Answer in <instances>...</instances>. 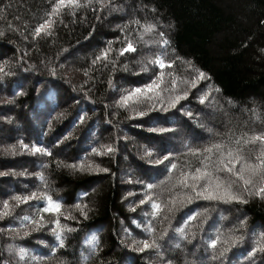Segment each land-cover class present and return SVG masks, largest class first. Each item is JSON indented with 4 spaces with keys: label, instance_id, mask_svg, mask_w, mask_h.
<instances>
[{
    "label": "trees",
    "instance_id": "1",
    "mask_svg": "<svg viewBox=\"0 0 264 264\" xmlns=\"http://www.w3.org/2000/svg\"><path fill=\"white\" fill-rule=\"evenodd\" d=\"M56 4L0 0V172L6 173L0 176V207L4 200L11 207V214L0 219V264H162L155 250H134V241L150 238L149 222L163 264H264V252L247 255L264 232V198L181 204L177 194L182 189L173 187L182 169L200 166L185 145L202 148L229 136L264 132V0H92L74 9L60 6L49 16ZM45 21L50 27L35 35ZM143 25L155 30L140 39ZM126 39L136 51L119 55ZM161 39L167 46H160ZM104 50L108 59L96 60ZM161 53L172 62L163 69L161 88L170 87L175 77L178 88H187V98L175 107H150L156 99L121 107L122 96L161 72L148 63ZM199 72L205 75L195 87L180 83ZM34 146L51 155L34 152ZM108 146L114 151L107 152ZM255 149L247 145L243 150L254 155ZM173 162L177 168L169 172ZM31 192L38 198L19 205L11 199ZM42 192L61 202L63 215L39 210ZM145 195L161 203L175 196L177 203L153 220L150 201L139 203ZM76 204L87 206L86 218ZM193 210L199 216L185 223ZM24 216H43L44 226L21 227ZM57 218L74 230L65 231L64 247L53 253ZM178 228L185 230V239ZM93 234L99 240L94 254ZM217 235L221 243L208 247ZM232 235L243 239L235 245L223 242ZM9 245L28 249L29 257L19 260Z\"/></svg>",
    "mask_w": 264,
    "mask_h": 264
},
{
    "label": "snow or ice",
    "instance_id": "2",
    "mask_svg": "<svg viewBox=\"0 0 264 264\" xmlns=\"http://www.w3.org/2000/svg\"><path fill=\"white\" fill-rule=\"evenodd\" d=\"M92 0H84L82 5L80 0H57L56 6L53 8V12L49 13V16L58 11L60 6H66L69 8H79L82 6H87L91 3ZM97 3H102V0H97ZM133 23L140 25L139 20L133 21ZM46 27H50L48 21H45L44 24L39 25L35 28V35H39ZM127 27V25L125 26ZM143 32L139 35L140 39H143L144 34H149L155 30L154 25H143ZM2 34V33H0ZM48 34V33H45ZM160 36L163 37V33H160ZM161 47L167 46V40L161 39L159 41ZM136 47L133 41L127 40L124 44V47L119 49V55H124V53L135 52ZM164 53L159 55L154 54V59L148 61L149 64H154L161 72H159L155 78L151 79L149 83L145 84L143 87L134 88L132 91L128 92L126 95L122 96L120 101L117 103L121 107H127L129 102H138L140 99L152 100L156 99V104L150 105V107H157L159 105H167L168 107H175L182 99H186L188 96L187 88H178L177 79L172 77L170 80V87L161 88V85L165 83L163 69L171 68L172 62L167 61L163 58ZM101 58L108 59V50L101 52L100 56L96 57V60ZM95 63V61H93ZM147 71L145 67L143 69ZM0 72H3V69L0 68ZM54 74V70H53ZM87 74V73H85ZM204 73L199 72L196 77H193L191 81L181 80L180 83L187 85L188 87H195L196 82L199 79L204 78ZM109 83H111L109 81ZM167 91L169 95L167 97L162 96L161 92ZM151 94V95H148ZM206 96L202 95L199 98V102L203 104L205 102ZM167 110V107L164 108ZM137 115H144V111H138ZM191 115V113H187ZM79 119L83 121L84 117L80 116ZM155 131H165V129H154ZM247 145L256 146L254 155H245L244 147ZM27 148V145H24ZM188 149V153L192 156L199 158V167L194 169L190 165L186 166V169H182L179 172V175L176 178L175 186H179L182 191L178 193L181 197L180 203L185 202L190 203L192 200H205L210 203H245V195H256L258 197L264 198V132H253L252 134H243L242 136L231 137L227 140H219L215 142H210L202 148H193L190 145H185ZM34 152H41L45 155H51L47 149H43L39 146H34L32 149ZM93 151H97L93 149ZM107 152L114 151V148L108 146L106 148ZM146 155H151V152H147ZM163 159H168V156L163 157ZM160 160H157L156 163H160ZM47 165H44L46 167ZM238 166V167H237ZM68 167H73L81 171L84 170L82 165H68ZM89 170H92V166H88ZM177 168L176 163H171L168 167V171L171 172L173 169ZM101 171L107 172V169H100ZM223 173V175H221ZM6 173L0 172V176L5 175ZM38 178L41 180L42 184L46 185L45 178L42 173H38ZM153 184H148L147 188L149 190L153 189ZM187 189V191H183ZM37 193L31 192L27 195H15L11 197L12 200L17 202V205L21 203H27L29 200L37 199ZM39 199L43 201V205L39 209L41 212L54 213L57 216L63 215L61 212V202L59 200H53V198L48 195L46 192H42L39 196ZM150 201L151 216L153 220L161 216L163 210L167 208L169 212L173 210L169 205L175 206L177 203L176 197L174 196L167 203L157 202L152 198L151 195H145L143 199L139 201L140 204H144L145 201ZM74 207L79 208L82 216H87L84 212L83 207L80 204L74 205ZM11 214V207L8 200L3 201L2 207H0V219L4 216ZM148 213H146L147 215ZM200 213L193 210L186 218L185 223L196 219ZM68 219L67 216L64 217ZM27 222L25 224L24 222ZM43 216L38 217H29L24 216L21 218V227H27L28 224L33 225V230L39 227H43ZM55 227L52 229L53 235L55 237L56 244L52 248V252L55 253L56 247L63 248L65 241V231L71 232L74 229L68 228L67 225L60 224L59 219L53 221ZM240 227L243 228L244 221L241 220ZM139 226V225H138ZM238 230V229H237ZM145 231L147 232L149 239H143L134 241V244L137 247L134 248L137 252H143L146 249H153L157 256L161 257L163 264V253L160 250V245L156 242L155 238H152V233L154 228L151 226V222L145 226ZM235 231V230H234ZM176 232L179 234L181 240L186 238L185 230L183 228L176 229ZM25 235L28 233L25 232ZM166 231L161 232V236L165 235ZM243 236L232 235L228 240L223 241L224 243L231 242L232 245H235L238 241L242 240ZM89 243L91 244V253L94 254L96 248L99 246V240L96 235L90 237ZM221 243V237L217 235L216 238L211 239L208 247L216 249L218 244ZM179 247V244L176 245ZM228 249L225 248L220 252V255L223 256ZM8 251L14 253L19 260H25L29 257L28 249L24 247L14 248L13 245L8 246ZM264 252V232L258 234L253 240V246L251 250L247 253L249 257H254L257 252ZM215 258V256H213ZM31 259H36L35 256H32ZM40 259H44L41 257ZM85 260L88 257H84ZM167 264H171V261H167Z\"/></svg>",
    "mask_w": 264,
    "mask_h": 264
},
{
    "label": "bare ground",
    "instance_id": "3",
    "mask_svg": "<svg viewBox=\"0 0 264 264\" xmlns=\"http://www.w3.org/2000/svg\"><path fill=\"white\" fill-rule=\"evenodd\" d=\"M9 40V39H8ZM86 56V55H85ZM29 60V59H28ZM13 62V61H12ZM17 64V63H16ZM33 66V65H32ZM26 70V69H25ZM143 72V71H142ZM192 72V71H191ZM42 73V72H41ZM63 74V73H62ZM29 75V74H28ZM56 78V77H55ZM125 89V88H124ZM189 89V88H188ZM117 90V89H116ZM75 93V92H74ZM91 100V99H90ZM30 102V101H29ZM140 109V108H139ZM58 111V110H57ZM124 112V111H123ZM72 113V112H71ZM103 113V112H102ZM3 116V115H2ZM90 116V115H89ZM67 117V116H66ZM184 118V117H183ZM19 120V119H18ZM2 121V120H1ZM26 121V120H25ZM229 121V120H228ZM165 123V122H164ZM3 124V123H2ZM189 128V127H188ZM50 130V129H49ZM81 132V131H80ZM110 136V135H109ZM102 141V140H101ZM158 143V142H157ZM62 144V143H61ZM206 145V144H205ZM62 147V146H61ZM55 149V148H54ZM9 153V152H8ZM5 154V153H4ZM171 160V159H170ZM7 162V161H6ZM76 180V179H75ZM92 185V184H91ZM176 191V190H175ZM167 195V194H166ZM165 198V197H164ZM88 199V198H87ZM171 200V199H170ZM179 203V202H178ZM210 206V205H209ZM70 207V206H69ZM89 207V206H88ZM199 216V215H198ZM200 218V217H199ZM161 219V218H160ZM165 219V218H164ZM91 222V221H90ZM194 222V221H193ZM165 223V222H164ZM3 228V227H2ZM159 228V227H158ZM156 229V228H155ZM157 231V230H156ZM3 233V232H2ZM21 235V234H20ZM159 240V239H158ZM118 244V243H117ZM130 250V249H129ZM166 252V251H165ZM103 254V253H101ZM156 264V263H155Z\"/></svg>",
    "mask_w": 264,
    "mask_h": 264
}]
</instances>
